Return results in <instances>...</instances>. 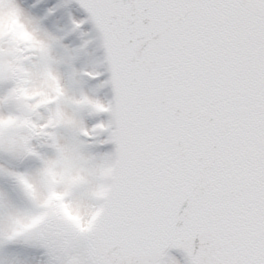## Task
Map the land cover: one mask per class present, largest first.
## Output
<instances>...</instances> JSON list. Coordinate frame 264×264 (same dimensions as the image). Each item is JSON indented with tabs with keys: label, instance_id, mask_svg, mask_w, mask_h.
<instances>
[{
	"label": "snow or ice",
	"instance_id": "6c2138e0",
	"mask_svg": "<svg viewBox=\"0 0 264 264\" xmlns=\"http://www.w3.org/2000/svg\"><path fill=\"white\" fill-rule=\"evenodd\" d=\"M38 3L0 0V264H264V0H75V48Z\"/></svg>",
	"mask_w": 264,
	"mask_h": 264
},
{
	"label": "rangeland",
	"instance_id": "374dc122",
	"mask_svg": "<svg viewBox=\"0 0 264 264\" xmlns=\"http://www.w3.org/2000/svg\"><path fill=\"white\" fill-rule=\"evenodd\" d=\"M39 18L41 19V21H42V16L41 15H39ZM43 23V22H42ZM45 25V24H44ZM46 26V25H45ZM47 27V26H46ZM51 30V29H50ZM65 43V42H64ZM66 45H68L67 43H65ZM69 47H71L70 45H68ZM93 65L94 64H91V65H88V66H83V65H79L80 67H82V68H87V69H91L92 67H93ZM94 83H96L97 85H99L100 84V81H98L97 79L96 80H94ZM104 117H106V116H104Z\"/></svg>",
	"mask_w": 264,
	"mask_h": 264
}]
</instances>
